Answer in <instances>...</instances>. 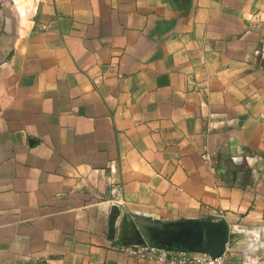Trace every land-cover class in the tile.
I'll list each match as a JSON object with an SVG mask.
<instances>
[{"label": "crops", "instance_id": "0c3cea01", "mask_svg": "<svg viewBox=\"0 0 264 264\" xmlns=\"http://www.w3.org/2000/svg\"><path fill=\"white\" fill-rule=\"evenodd\" d=\"M215 209L264 264V0H0V264H167L146 223Z\"/></svg>", "mask_w": 264, "mask_h": 264}, {"label": "water", "instance_id": "95a60500", "mask_svg": "<svg viewBox=\"0 0 264 264\" xmlns=\"http://www.w3.org/2000/svg\"><path fill=\"white\" fill-rule=\"evenodd\" d=\"M142 242L168 250L206 252L213 257L226 249V220L190 219L175 222H147Z\"/></svg>", "mask_w": 264, "mask_h": 264}, {"label": "built area", "instance_id": "2783aa9c", "mask_svg": "<svg viewBox=\"0 0 264 264\" xmlns=\"http://www.w3.org/2000/svg\"><path fill=\"white\" fill-rule=\"evenodd\" d=\"M214 214L216 220L224 219L225 215L223 211L215 209ZM129 251L137 255L153 254L158 260L166 262L167 264H227L229 256L226 249L221 255L213 257L206 252L168 250L150 246L147 243L130 248Z\"/></svg>", "mask_w": 264, "mask_h": 264}]
</instances>
